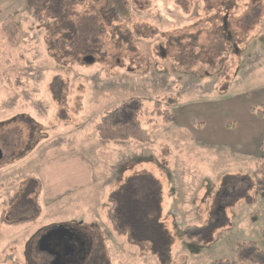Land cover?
I'll list each match as a JSON object with an SVG mask.
<instances>
[{
    "label": "rangeland",
    "instance_id": "374dc122",
    "mask_svg": "<svg viewBox=\"0 0 264 264\" xmlns=\"http://www.w3.org/2000/svg\"><path fill=\"white\" fill-rule=\"evenodd\" d=\"M132 97L150 140L101 144L96 123ZM263 105L264 0H0V264H41L32 243L60 224L84 228L92 264H159L107 221L109 196L136 175L159 185L169 264L233 260L245 241L264 249ZM82 157L89 185L35 207L38 170Z\"/></svg>",
    "mask_w": 264,
    "mask_h": 264
},
{
    "label": "trees",
    "instance_id": "16d2710c",
    "mask_svg": "<svg viewBox=\"0 0 264 264\" xmlns=\"http://www.w3.org/2000/svg\"><path fill=\"white\" fill-rule=\"evenodd\" d=\"M1 29L10 43L18 39V27L11 15L5 16L1 21ZM55 90V89H54ZM67 85L59 87L56 97L60 102H65ZM156 102V113L161 115L163 122L172 121V116L167 110H160ZM143 107L142 99L138 97L122 100L109 110L105 111L95 125V131L101 144L113 141L134 140L146 143L150 140L149 133L140 123L139 115ZM257 115L264 117L263 110ZM258 174V187L264 189V157L256 164ZM26 185V193L30 194L34 182L32 178ZM38 181V180H37ZM242 185H239V191ZM17 197H12V204ZM39 193L35 195V207L38 204ZM28 201H31L28 198ZM39 214L30 217L6 221L5 223H21L36 219ZM107 221L111 230L124 238L125 242L153 256L159 264H169L172 259L171 236L161 222L160 189L157 181L148 175H136L124 180L117 191L108 198ZM193 233H190L192 235ZM197 234H201L200 231ZM210 264H264V249L253 241H245L234 249V259H215Z\"/></svg>",
    "mask_w": 264,
    "mask_h": 264
},
{
    "label": "crops",
    "instance_id": "0c3cea01",
    "mask_svg": "<svg viewBox=\"0 0 264 264\" xmlns=\"http://www.w3.org/2000/svg\"><path fill=\"white\" fill-rule=\"evenodd\" d=\"M90 160L77 158L76 160L60 161L41 168L37 172L40 184L39 200L46 205H53L63 197H70L78 189H83L92 181ZM40 201L38 202L40 206Z\"/></svg>",
    "mask_w": 264,
    "mask_h": 264
},
{
    "label": "flooded vegetation",
    "instance_id": "af4514ba",
    "mask_svg": "<svg viewBox=\"0 0 264 264\" xmlns=\"http://www.w3.org/2000/svg\"><path fill=\"white\" fill-rule=\"evenodd\" d=\"M56 226V225H54ZM70 229L74 231V235L67 244L65 239H55V240H48V247L52 249V252L47 250L40 249V244L38 242L39 237L51 229L52 226L46 227L38 236L35 237L32 248L34 253L36 254V261L37 263L41 264H56L55 261L57 260L56 256L53 255V252H60L63 253L62 245H66L67 255L63 256V261L59 260L58 264H92L90 255L92 254V243L90 236L85 232L84 228H82L79 224L69 225ZM66 235H69L67 232ZM72 247H70V246ZM100 257V256H98Z\"/></svg>",
    "mask_w": 264,
    "mask_h": 264
},
{
    "label": "water",
    "instance_id": "95a60500",
    "mask_svg": "<svg viewBox=\"0 0 264 264\" xmlns=\"http://www.w3.org/2000/svg\"><path fill=\"white\" fill-rule=\"evenodd\" d=\"M91 58H88V61H90ZM5 154V149L4 147L0 144V160L3 158ZM69 233V235H66V233ZM74 235V231L72 229L69 228V226L67 225H56V226H52L50 230H48L47 232H45L44 234H42L39 239L38 242L40 244V249L42 250H48L50 252H52V249L50 247H48V240L52 241L55 239H65V241L67 242V244H69V242L71 241L72 237ZM70 246V245H69ZM72 247V246H70ZM63 253L61 254L60 252H53L52 254L56 256L57 260L55 261L56 264L59 263V260L63 263V256L67 255V251H66V245H62V249ZM65 263V262H64Z\"/></svg>",
    "mask_w": 264,
    "mask_h": 264
}]
</instances>
